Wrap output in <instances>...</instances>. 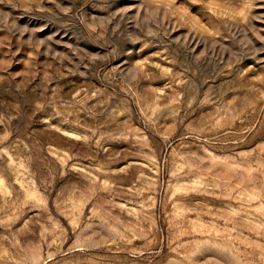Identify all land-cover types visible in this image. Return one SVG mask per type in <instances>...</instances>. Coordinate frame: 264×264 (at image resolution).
<instances>
[{
	"label": "rangeland",
	"instance_id": "rangeland-1",
	"mask_svg": "<svg viewBox=\"0 0 264 264\" xmlns=\"http://www.w3.org/2000/svg\"><path fill=\"white\" fill-rule=\"evenodd\" d=\"M0 264H264V0H0Z\"/></svg>",
	"mask_w": 264,
	"mask_h": 264
}]
</instances>
